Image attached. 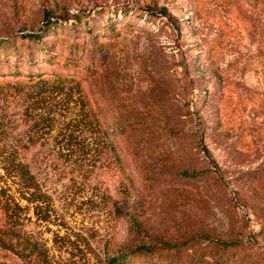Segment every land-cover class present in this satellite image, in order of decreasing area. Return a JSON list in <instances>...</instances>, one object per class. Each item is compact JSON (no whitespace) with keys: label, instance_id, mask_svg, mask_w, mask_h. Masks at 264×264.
Returning a JSON list of instances; mask_svg holds the SVG:
<instances>
[{"label":"rangeland","instance_id":"rangeland-1","mask_svg":"<svg viewBox=\"0 0 264 264\" xmlns=\"http://www.w3.org/2000/svg\"><path fill=\"white\" fill-rule=\"evenodd\" d=\"M6 196L4 264H264V0H0Z\"/></svg>","mask_w":264,"mask_h":264},{"label":"trees","instance_id":"trees-1","mask_svg":"<svg viewBox=\"0 0 264 264\" xmlns=\"http://www.w3.org/2000/svg\"><path fill=\"white\" fill-rule=\"evenodd\" d=\"M44 20L45 24L43 26V29L51 31L53 23L50 22L48 16H46ZM73 23L75 24V22H72L71 24ZM27 37L36 42L39 39L38 34H28ZM91 51L94 52L95 50L91 49ZM47 61H49V63H52V61L50 60ZM77 63L78 62L75 58H71V60H68L66 62V65L76 67L78 65ZM9 73L10 75L16 77H24L23 79L16 80L15 82H5L7 88L19 94L29 91H44L49 86L58 87L63 83H74L76 81V78H74V74H51L50 77H46V75L42 73L32 74L30 72H25L24 74H20L19 70H17V67H14V70ZM15 169L20 174V176L25 179L26 182H29L32 179L26 170V166H24L23 164L18 163ZM29 203L34 202L30 201ZM38 207L39 206H34V210L37 211ZM19 209H21L20 206L14 201L10 200V198L7 196L0 201V211L7 219L13 220L17 216L16 211ZM41 220H45V218H42ZM173 249L174 246L171 244L139 245L133 250L127 252L118 251L108 256L107 260L108 264H148L154 261L156 258L171 252ZM142 261L144 262L142 263ZM0 264L4 263L0 262ZM38 264L48 263L46 261V258L43 257L41 260H39Z\"/></svg>","mask_w":264,"mask_h":264}]
</instances>
